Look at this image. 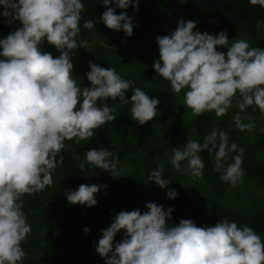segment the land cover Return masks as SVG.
Here are the masks:
<instances>
[{
	"label": "clouds",
	"instance_id": "1",
	"mask_svg": "<svg viewBox=\"0 0 264 264\" xmlns=\"http://www.w3.org/2000/svg\"><path fill=\"white\" fill-rule=\"evenodd\" d=\"M105 9L99 20L85 18L83 0H0V16L11 17L21 27L0 38V264H22L26 252L22 242L32 229L23 210L25 194L32 195L53 184V172L63 163L66 140H87L94 131L114 121L115 109L108 101L130 105L129 114L139 125L158 115V97L150 98L131 79L123 78L115 67L88 62L85 75L90 82L81 87L73 74V58L87 41L78 40L83 28L102 22L108 29L131 37L133 13L140 0H100ZM264 7V0H249ZM198 20L177 21L169 35H158L159 56L152 67L168 80L174 93L184 90L185 105L194 115L214 112L222 117L233 107L236 128L251 131L255 121L246 109L264 113V48L252 47L245 39L229 40L226 31L201 32ZM47 41L59 51L53 57L42 48ZM232 41V42H230ZM226 49V51L218 50ZM129 92L130 99L127 98ZM243 114V115H242ZM247 120V122H246ZM214 155L219 179L236 186L244 175V149L229 144L226 131L213 128L203 142L187 139L174 147L170 164L193 177L203 175L200 153ZM237 153L231 156L230 154ZM119 155L107 147L84 152L79 168L94 165L113 178L122 177ZM163 162L149 173V181L175 200L178 193L168 188L172 182L163 175ZM107 185L81 184L64 195L70 205L91 208L96 194ZM146 210H121L102 236L93 244L105 264H264V237L252 227L223 218L214 225L197 226L192 219L173 222L174 208L148 202ZM85 234L89 227L83 229ZM123 231V238L115 241Z\"/></svg>",
	"mask_w": 264,
	"mask_h": 264
},
{
	"label": "trees",
	"instance_id": "2",
	"mask_svg": "<svg viewBox=\"0 0 264 264\" xmlns=\"http://www.w3.org/2000/svg\"><path fill=\"white\" fill-rule=\"evenodd\" d=\"M85 18L99 20L106 10L100 0H83ZM134 29L131 37L123 31L108 29L102 22L96 28H83L78 40L87 41V47L79 48L73 58V74L77 83L88 86L86 73L88 62L101 67H115L125 79L134 81L150 98L158 97L161 103L158 115L144 125H139L129 114L130 105L119 100L108 101L115 109L114 121H109L94 131L96 136L87 140H66L62 150L63 163L53 172V184L22 199L23 210L31 225V233L22 242L26 257L22 264H105L93 244L102 236V229L110 226L115 214L121 210L140 208L145 211L148 202L172 207L173 222L192 219L197 226H214L220 218H228L238 225L252 227L264 237V195H257L249 188L250 182L264 186V113L253 107L246 113L255 121L251 131L236 128L233 116L239 109L235 100L233 107L222 117L214 112L194 115L185 105L184 90L174 93L168 80L155 73L152 65L159 56L155 35H169L177 28V21L198 20L201 32L228 33L229 40L245 39L252 47L264 48V7L253 5L249 0H140L139 10L133 13ZM11 17L0 16V38L21 27ZM156 36V37H157ZM230 41V42H232ZM45 51L59 56V51L47 41L42 44ZM226 51V49L218 48ZM131 93L128 97L130 99ZM243 115V114H242ZM247 122V120H246ZM224 130L232 142L244 149L242 168L244 175L236 186L219 179L215 170L214 155L207 151L200 153L205 168L203 175L193 177L185 172L187 162H181L177 171L170 158L174 147H183L187 139L199 140L213 128ZM107 147L119 155L118 167L122 177L113 178L107 171L94 165L79 168L83 154L91 148ZM237 153H231V156ZM163 162V175L170 182L168 188H175L178 197L170 200L167 189H161L149 181V173ZM81 184L107 185L96 194L97 205L88 208L80 204L70 205L64 195L66 189L75 190ZM90 228L85 234L83 229ZM123 238V231L115 241Z\"/></svg>",
	"mask_w": 264,
	"mask_h": 264
},
{
	"label": "rangeland",
	"instance_id": "3",
	"mask_svg": "<svg viewBox=\"0 0 264 264\" xmlns=\"http://www.w3.org/2000/svg\"><path fill=\"white\" fill-rule=\"evenodd\" d=\"M157 35L153 34L151 35L152 37V41L155 40ZM249 188L252 192H254L257 195H264V186H259V184L257 182H250L249 184Z\"/></svg>",
	"mask_w": 264,
	"mask_h": 264
}]
</instances>
